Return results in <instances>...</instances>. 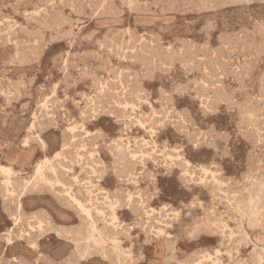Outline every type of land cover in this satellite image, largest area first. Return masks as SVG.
Here are the masks:
<instances>
[{
	"label": "rangeland",
	"instance_id": "obj_1",
	"mask_svg": "<svg viewBox=\"0 0 264 264\" xmlns=\"http://www.w3.org/2000/svg\"><path fill=\"white\" fill-rule=\"evenodd\" d=\"M104 1L0 0V164L20 154L10 176L13 195L0 173V263L264 264V217L249 222L235 208V199L245 200L264 181V0ZM43 159L42 177L35 176L34 165ZM24 183L27 190L19 193ZM67 192L83 204L91 197V219ZM16 200L22 218L17 226ZM90 220L100 234L94 240L87 238ZM11 228L13 243L6 244Z\"/></svg>",
	"mask_w": 264,
	"mask_h": 264
},
{
	"label": "bare ground",
	"instance_id": "obj_2",
	"mask_svg": "<svg viewBox=\"0 0 264 264\" xmlns=\"http://www.w3.org/2000/svg\"><path fill=\"white\" fill-rule=\"evenodd\" d=\"M104 1V0H103ZM106 1V0H105ZM104 1V2H105ZM127 1H129V0H127ZM4 4V3H3ZM45 5V4H44ZM135 5V4H134ZM114 6V5H113ZM140 6V5H139ZM13 7V6H12ZM45 7H47V6H45ZM132 7V6H131ZM138 7V6H137ZM13 9V8H12ZM43 9V8H42ZM77 9V8H76ZM129 9H130V5H129ZM36 10H38V9H36ZM131 10V9H130ZM160 10V9H159ZM91 11V10H90ZM98 11V10H97ZM118 11V10H117ZM120 11H121V9H120ZM38 12V11H37ZM176 12V11H175ZM191 12V11H190ZM118 13H119V11H118ZM82 14V13H81ZM91 14V13H90ZM28 15H31V14H28ZM34 15V14H33ZM97 15V14H96ZM95 15V16H96ZM100 16V15H99ZM98 16V17H99ZM110 16V15H109ZM233 16V15H232ZM31 17V16H30ZM102 17H103V15H102ZM106 17H107V15H106ZM105 18V17H104ZM71 19V18H70ZM77 19V18H76ZM8 20H10L11 22H12V20L11 19H8ZM7 20V21H8ZM27 20H28V18H27ZM68 20V19H67ZM92 20V19H91ZM122 20V19H121ZM264 20V19H263ZM31 21V20H30ZM60 21H62V20H60ZM77 21V20H76ZM117 21V20H116ZM141 21V20H140ZM36 22V21H35ZM34 22V23H35ZM71 22V21H70ZM78 22H79V20H78ZM113 22H115V21H113ZM143 22V21H142ZM168 22V21H167ZM166 22V23H167ZM173 22V21H172ZM211 22V21H210ZM66 23V22H65ZM74 23H75V21H74ZM94 23H95V21H94ZM139 23V22H138ZM209 23V22H208ZM3 24V23H2ZM13 24V23H12ZM118 24V23H117ZM209 24H211V23H209ZM208 24V25H209ZM5 25V24H4ZM4 25H3V27H4ZM7 25V24H6ZM11 25V24H10ZM42 25V24H41ZM40 25V26H41ZM63 25V24H62ZM64 26V25H63ZM205 26V25H204ZM42 27V26H41ZM76 27V26H75ZM208 27H210V26H208ZM241 27V26H240ZM49 28V27H48ZM135 28V27H134ZM11 29H12V27H11ZM54 29H56V28H54ZM136 29V28H135ZM210 29V28H209ZM208 29V30H209ZM20 30V29H19ZM27 30V29H26ZM127 30V29H126ZM131 30V29H130ZM239 30V29H238ZM25 31V30H24ZM29 31V30H28ZM99 31V30H98ZM128 31V30H127ZM32 32L34 33V30H32ZM36 32H38V31H36ZM70 32V31H69ZM106 32V31H105ZM108 32H109V29H108ZM135 32V31H134ZM133 32V33H134ZM259 32V31H258ZM3 33V32H2ZM1 33V34H2ZM30 33V32H29ZM32 33V34H33ZM71 33V32H70ZM124 33H125V31H124ZM128 33V32H127ZM206 33V32H205ZM24 34V33H23ZM37 34V33H36ZM42 34V33H41ZM40 34V35H41ZM74 34V33H73ZM208 34V33H207ZM38 35H39V33H38ZM39 35V36H40ZM158 35V34H157ZM6 36V35H5ZM9 37H10V35H8ZM30 36V35H29ZM42 36V35H41ZM89 36V35H88ZM219 36V35H218ZM54 37V36H53ZM124 37H125V35H124ZM124 37H123V39H124ZM137 37V36H136ZM8 38V37H7ZM56 38V37H55ZM83 38V37H82ZM90 38V37H89ZM106 38V37H105ZM104 38V39H105ZM155 38H157V37H155ZM27 39H29V38H27ZM158 39V38H157ZM179 38H177V40H178ZM4 40H6V39H4ZM45 40V39H44ZM55 40V39H54ZM134 40V39H133ZM221 40V39H220ZM41 41V40H40ZM103 41V40H102ZM110 41V40H109ZM159 41V40H158ZM158 41H157V43H158ZM181 41V40H180ZM4 42H9V40L7 41H4ZM14 42V41H13ZM135 42V41H134ZM176 42H178V41H176ZM205 42L207 43V41L205 40ZM226 42V41H225ZM122 43V42H121ZM129 43V42H128ZM136 43V42H135ZM135 43H133V44H135ZM173 43V42H172ZM252 43V42H251ZM19 44V43H18ZM20 44H22V42L20 43ZM30 44H31V42H30ZM35 44V43H34ZM106 44V43H105ZM104 44V45H105ZM109 44V42H107V46H109L108 45ZM112 44V43H111ZM110 44V45H111ZM114 44V43H113ZM144 44V43H143ZM188 44H190V43H188ZM197 44V43H196ZM145 45V44H144ZM18 46V45H17ZM42 46V45H41ZM141 46V45H140ZM188 46H190V45H188ZM35 47V46H34ZM111 47V46H110ZM114 47V46H113ZM125 47V46H124ZM141 47H145V46H141ZM159 47V46H158ZM191 47V46H190ZM220 47V46H219ZM134 48V47H133ZM139 48V47H138ZM159 48H161V46L159 47ZM158 48V49H159ZM199 48H201V46L199 47ZM209 48V47H208ZM36 49V48H35ZM40 49V48H39ZM38 49V50H39ZM42 49V48H41ZM146 49V48H145ZM156 49H157V47H156ZM163 49V48H162ZM172 49H173V47H172ZM220 49H222V48H220ZM37 50V51H38ZM133 50V49H132ZM155 50V49H154ZM153 50V51H154ZM164 50V49H163ZM186 50V49H185ZM195 50H196V48H195ZM194 50V51H195ZM89 51H91V50H89ZM146 51H148V49L146 50ZM153 51H152V54H153ZM156 51V50H155ZM173 51V50H172ZM175 51V50H174ZM199 51V50H198ZM65 52V51H64ZM68 52V51H67ZM83 52H85V51H83ZM136 52V51H135ZM149 52H150V50H149ZM157 52H158V50H157ZM197 52V51H196ZM200 52V51H199ZM227 52H228V50H227ZM116 53V52H115ZM120 54H121V51L119 52ZM163 53V52H162ZM161 53V51H159V54H162ZM260 53H262V52H260ZM126 54V53H125ZM136 54V53H135ZM135 54H134V56H135ZM151 54V55H152ZM155 54V53H154ZM153 54V55H154ZM186 54V53H185ZM184 54V55H185ZM196 53H194V55H195ZM227 54H229V53H227ZM232 54V53H231ZM242 54V53H241ZM66 55V54H65ZM93 55V54H92ZM156 55V54H155ZM168 55V54H167ZM166 55V56H167ZM174 55V54H173ZM172 55V56H173ZM122 56H123V54L121 55V58H122ZM157 56V55H156ZM160 56V55H159ZM159 56H157V59H158V57ZM164 56H165V54H164ZM171 56V55H170ZM177 55H176V53H175V56L174 57H176ZM189 56H191V54L189 55ZM193 56V55H192ZM196 56V55H195ZM31 57H32V55H31ZM67 57V56H66ZM162 57V56H161ZM168 57V56H167ZM260 57V56H259ZM79 58V57H78ZM143 58H145V57H143ZM166 58V57H165ZM169 58H171V57H169ZM179 58V57H178ZM183 58V57H182ZM193 58V57H192ZM228 58H229V56H228ZM161 59V58H160ZM186 59H188V58H186ZM212 59V58H211ZM242 59V58H241ZM79 60V59H78ZM118 60V59H117ZM130 60V59H129ZM142 60H144V59H142ZM146 60V59H145ZM151 60V59H150ZM164 60V59H163ZM169 60V59H168ZM183 60H185V59H183ZM188 60H192L191 58L190 59H188ZM97 61V60H96ZM131 61V60H130ZM159 61V60H158ZM206 61V60H205ZM204 61V62H205ZM229 61V60H228ZM20 62V61H19ZM18 62V63H19ZM53 62V61H52ZM62 62H64V61H62ZM127 62V61H126ZM143 62V61H142ZM166 63L167 61L166 60H164L163 61V63ZM169 62H171V61H169ZM185 62V61H184ZM208 62V61H207ZM243 62V61H242ZM99 63V62H98ZM120 63H121V61H120ZM178 63H180L179 61H178ZM214 63H216V61L214 62ZM20 64V63H19ZM18 64V65H19ZM144 64V63H143ZM154 64V63H153ZM173 64V63H172ZM195 64V63H194ZM209 64V63H208ZM210 64H212V61H211V63ZM226 64V63H225ZM224 64V65H225ZM10 65V64H9ZM24 65V64H23ZM68 65V64H67ZM145 65H147V64H145ZM168 65V64H167ZM171 65V64H170ZM240 65H243V64H240ZM255 65V64H254ZM63 66V65H62ZM115 66V65H114ZM117 66V65H116ZM142 66V65H141ZM164 66H165V64H164ZM190 65H188L187 67H189ZM195 66V65H194ZM218 66V65H217ZM61 67V66H60ZM150 67V66H149ZM158 67H159V65H158ZM192 67V66H191ZM206 67V66H205ZM209 67V66H208ZM234 67V66H233ZM245 66H243V68H244ZM253 67H255V66H253ZM69 68V67H68ZM83 68V67H82ZM119 68V67H118ZM171 68H172V66H171ZM170 68V69H171ZM197 68H199V66L197 67ZM213 68H214V66H213ZM212 69V68H211ZM249 69V68H248ZM61 70V69H60ZM76 70V69H75ZM86 70V69H85ZM97 70H98V68H97ZM109 70H110V68H109ZM108 70V71H109ZM114 70V69H113ZM144 70H145V68H144ZM148 70V69H147ZM194 70H196V67H195V69ZM234 70H235V68H234ZM234 70H232V71H234ZM250 70V69H249ZM41 71V70H40ZM63 71V70H62ZM116 71H118V70H116ZM125 71V70H124ZM136 71V70H135ZM149 71V70H148ZM152 71V70H151ZM159 71H160V69H159ZM170 71V70H169ZM190 71H191V69H190ZM201 71V70H200ZM213 71V70H212ZM242 71H243V69H242ZM241 71V72H242ZM245 71V70H244ZM113 71H111V73H112ZM115 72V71H114ZM186 72V71H185ZM197 72V71H196ZM223 72H225L224 70H223ZM231 72V71H230ZM246 72V71H245ZM249 72V71H248ZM123 73H125V72H123ZM126 73H128V72H126ZM137 73V72H136ZM166 73V72H165ZM164 73V74H165ZM211 73H213V72H211ZM214 73H215V71H214ZM239 73H240V71H239ZM112 74H114V73H112ZM117 74V73H116ZM144 74V73H143ZM147 74H151V73H147ZM189 74V73H188ZM224 74V73H223ZM231 74V73H230ZM235 74V73H234ZM250 74V73H249ZM64 75V74H63ZM115 75V74H114ZM113 75V76H114ZM118 75V74H117ZM145 75V74H144ZM220 75V74H219ZM51 76V75H50ZM79 76V75H78ZM109 76V75H108ZM236 76V75H235ZM21 77V76H20ZM36 77V76H35ZM45 77V76H44ZM64 77V76H63ZM80 77H82V76H80ZM105 77H107V76H105ZM124 77H125V75H124ZM204 77H205V75H204ZM212 77H213V75H212ZM223 77V76H222ZM228 77V76H227ZM238 77V76H237ZM250 77V76H249ZM22 78V77H21ZM37 78V77H36ZM65 78V77H64ZM94 78H95V76H94ZM113 78V77H112ZM145 78V77H144ZM102 79V78H101ZM108 79V78H107ZM123 80H124V78H122ZM125 79H127L126 77H125ZM203 79V78H202ZM240 79V78H239ZM244 79V78H243ZM21 79H19V81H20ZM66 80V79H65ZM83 80V79H82ZM196 80V79H195ZM210 80H213V79H210ZM209 80V81H210ZM217 80V79H216ZM215 80V81H216ZM238 80V79H237ZM241 80V79H240ZM245 80V79H244ZM263 81H264V79H262ZM46 81V80H45ZM59 81V80H58ZM63 81V80H62ZM107 81V80H106ZM191 81V80H190ZM194 81V80H193ZM208 81V82H209ZM219 81V80H218ZM21 82V81H20ZM123 82V81H122ZM126 82V81H125ZM194 82H196V81H194ZM200 82V81H199ZM201 82H203V81H201ZM206 82V81H205ZM204 82V83H205ZM208 82L206 83V84H208ZM221 82V81H220ZM241 82H242V80H241ZM23 83V82H22ZM65 83V82H64ZM70 82H68V84H69ZM140 83V82H139ZM189 83V82H188ZM191 83H192V81H191ZM211 83V82H210ZM209 83V84H210ZM215 83V82H214ZM259 83H260V81H259ZM43 84V83H42ZM55 84V83H54ZM97 84V83H96ZM107 84H110V82L109 83H107ZM134 84V83H133ZM190 84V83H189ZM198 84V83H197ZM217 84V83H216ZM221 84V83H220ZM10 85V84H9ZM57 84H55V86H56ZM65 85H66V83H65ZM100 85V84H99ZM110 85H112V84H110ZM115 85V84H114ZM119 85H122V84H120L119 83ZM188 85V84H187ZM199 85V84H198ZM223 85V84H222ZM239 85H243V84H239ZM24 86V85H23ZM54 85H53V87H55ZM71 86V85H70ZM101 86H102V84H101ZM103 86H104V84H103ZM107 86V85H106ZM134 86V85H133ZM132 86V87H133ZM196 86V85H195ZM201 86V85H200ZM199 86V87H200ZM203 86H205V85H203ZM207 86H209V85H207ZM213 86V85H212ZM214 86H216V85H214ZM223 86H225V85H223ZM262 86H263V84H262ZM116 87V86H115ZM121 87V86H120ZM127 87V85H125V88ZM130 87V86H129ZM135 87V86H134ZM133 87V88H134ZM181 87V86H180ZM184 87V86H183ZM218 87V86H217ZM220 87H222L221 85H220ZM244 87H245V85H244ZM264 87V86H263ZM262 87V88H263ZM33 88V87H32ZM52 88V87H51ZM112 88V87H111ZM122 88V87H121ZM128 88V87H127ZM142 88V87H141ZM196 88H198L197 86H196ZM211 88V87H210ZM214 88H216V87H214ZM219 88V87H218ZM248 89H249V87H247ZM4 89V88H3ZM14 89V88H13ZM38 89V88H37ZM49 89V88H48ZM120 89V88H119ZM123 89H124V87H123ZM132 89V88H131ZM177 90H178V88H176ZM204 89V88H203ZM213 89V88H212ZM221 89V88H220ZM219 89V90H220ZM237 89H239L238 87H237ZM241 89V88H240ZM252 89V88H251ZM264 89V88H263ZM263 89H261V91L263 90ZM51 90V89H50ZM55 90V89H54ZM53 90V91H54ZM102 90V89H101ZM104 90V89H103ZM110 90V89H109ZM205 90H206V88H205ZM209 89H207L206 91H208ZM246 90V89H245ZM115 91V90H114ZM124 91V90H123ZM203 91V90H202ZM212 91V90H211ZM217 91V90H216ZM216 91H214L215 93H216ZM239 91V90H238ZM241 91H242V89H241ZM4 92V91H3ZM8 92V91H7ZM15 92V91H14ZM17 92V91H16ZM40 92H41V90H40ZM52 92V91H51ZM82 92H84V91H82ZM94 92V91H93ZM97 92V91H96ZM102 92V91H101ZM104 92V91H103ZM159 92V91H158ZM205 92V91H204ZM223 92V91H222ZM240 92V91H239ZM262 92H264V91H262ZM18 93V92H17ZM29 93V92H28ZM44 93V92H43ZM98 93H99V90H98ZM113 93V92H112ZM112 93H111V95H112ZM139 93V92H138ZM148 93V92H147ZM195 93H197L198 94V91L197 92H195ZM207 93H210V91L209 92H207ZM219 93H220V91H219ZM231 93V92H230ZM230 93H229V95H230ZM259 93H261V92H258V95L259 96H261L262 95V93L261 94H259ZM3 95H4V93H2ZM50 94H52V93H50ZM93 94V93H92ZM101 94V93H100ZM100 94H98V96H100ZM126 94V93H125ZM129 94H130V92H129ZM168 94V93H167ZM206 94V93H205ZM221 94L222 93H220V96H221ZM264 94V93H263ZM8 95V94H7ZM29 95V94H28ZM54 95V94H53ZM65 95V94H64ZM86 95V94H85ZM127 95V94H126ZM142 95V94H141ZM159 95L161 96V94L159 93ZM201 95H202V92H201ZM225 95H226V93H225ZM52 96V95H51ZM55 96V95H54ZM113 96V95H112ZM123 96V95H122ZM163 96V95H162ZM203 96V95H202ZM210 96V95H209ZM213 96H215V95H213ZM232 96V95H231ZM6 97V96H5ZM84 97V96H83ZM117 97H118V95H117ZM120 98H121V96H119ZM124 97V96H123ZM128 97V96H127ZM140 97V96H139ZM218 97V96H217ZM217 97H216V99H217ZM225 97V96H224ZM223 97V98H224ZM248 98L250 97V96H247ZM41 98V97H40ZM39 98V99H40ZM45 98V97H44ZM46 98H48V97H46ZM66 98V97H65ZM69 98V97H68ZM87 98H89V97H87ZM171 98V97H170ZM209 98V97H208ZM227 99H228V97H226ZM226 98H224L225 99V102H226ZM232 98H233V96H232ZM260 98V97H259ZM263 98V97H262ZM20 99V98H19ZM32 99V98H31ZM43 99V98H42ZM49 99H50V97H49ZM52 99V98H51ZM97 99V98H96ZM118 99V98H117ZM128 99H129V97H128ZM210 99V98H209ZM223 99V100H224ZM7 100V99H6ZM44 100V99H43ZM70 100H72V99H70ZM69 100V101H70ZM99 100V99H98ZM130 100H131V98H130ZM132 100H134L133 101V103L136 101L134 98L132 99ZM195 100V99H194ZM219 100V99H218ZM246 100H248L249 102L251 101L250 99H246ZM8 101V100H7ZM13 101V100H12ZM11 101V102H12ZM31 101V100H30ZM40 101V100H39ZM42 101V100H41ZM46 101V100H45ZM94 101V100H93ZM110 100H108V102H109ZM114 101V100H113ZM117 101V100H116ZM213 101V100H212ZM220 101H222V100H220ZM219 101V102H220ZM231 101V100H230ZM247 101V102H248ZM264 101V100H263ZM61 102V101H60ZM73 102H74V100H73ZM76 102V101H75ZM89 102V101H88ZM107 102V103H108ZM115 102V101H114ZM127 102V101H126ZM205 102H206V100H205ZM213 102H215V101H213ZM219 102H215L216 104L218 103V105H219ZM236 102V101H235ZM255 102V101H254ZM261 102V101H260ZM24 103V102H23ZM26 103H28L27 101H26ZM46 103V102H45ZM90 103H92V102H90ZM100 102H98V104H99ZM116 103V102H115ZM124 103H125V101H124ZM143 103H145V102H143ZM171 103V102H170ZM238 103V102H237ZM258 103V102H257ZM42 104V103H41ZM44 104V103H43ZM64 104H65V102H64ZM64 104H62V105H64ZM74 104V103H73ZM76 104V103H75ZM105 104V103H104ZM210 104H212V103H210ZM229 104V103H228ZM247 104V103H246ZM253 104H255V103H253ZM28 105V104H27ZM26 105V106H27ZM40 105V104H39ZM51 105V104H50ZM61 105V106H62ZM111 105V104H110ZM115 105V104H114ZM132 105V104H131ZM147 105V104H146ZM213 105H214V103H213ZM218 105H217V107H218ZM230 105V104H229ZM236 106H238L237 104H235ZM242 105V104H241ZM241 105H239V106H241ZM250 105V104H249ZM88 106H90V105H88ZM99 106V105H98ZM118 106V105H117ZM200 106V105H199ZM209 107H210V105H208ZM228 106V105H227ZM248 106V105H247ZM246 106V107H247ZM256 106V105H255ZM24 107V106H23ZM34 107V106H33ZM45 107H47L46 106V104H45ZM48 107H49V105H48ZM87 107V106H86ZM91 107V106H90ZM100 107V106H99ZM232 107H233V103H232ZM250 107H251V105H250ZM159 108V107H158ZM169 108V107H168ZM203 108V107H202ZM211 108V107H210ZM214 108H216L215 106H214ZM213 108V109H214ZM242 108V107H241ZM240 108V109H241ZM25 109V108H24ZM37 109H39V108H37ZM46 109V108H45ZM63 109V108H62ZM83 109H85V108H83ZM87 109V108H86ZM183 109V108H182ZM239 109V110H240ZM247 109V108H246ZM251 109H253V107L251 108ZM260 109H262V108H260ZM263 109H264V107H263ZM40 110V109H39ZM39 110H37V111H39ZM51 110V109H50ZM92 110V109H91ZM97 110V109H96ZM132 110V109H131ZM209 110V109H208ZM258 110V109H257ZM32 111H34V110H32ZM43 111V110H42ZM42 111H41V113H42ZM124 111H126V110H124ZM36 112V111H35ZM94 112V111H93ZM97 112V111H96ZM130 112V111H129ZM128 112V113H129ZM131 112H133V111H131ZM168 112V111H167ZM241 112V111H240ZM257 112H261V111H257ZM122 113V112H121ZM127 113V112H126ZM161 113V112H160ZM249 113H250V111H249ZM255 113H256V111H255ZM23 114V113H22ZM181 114V113H180ZM47 115V114H46ZM50 115H51V113H50ZM80 115H81V113H80ZM128 115V114H127ZM131 115H132V113H131ZM182 115V114H181ZM251 115H254V114H251ZM38 116V115H37ZM82 116V115H81ZM107 116V115H106ZM110 116V115H109ZM120 116V115H119ZM133 116H135V114L133 115ZM140 116V115H139ZM176 116V115H175ZM204 116V115H203ZM255 116V115H254ZM254 116H252V118L254 117ZM257 116V115H256ZM32 117H33V115H32ZM53 117H54V115H53ZM78 117H80V116H78ZM93 117V116H92ZM177 117V116H176ZM249 117V116H248ZM247 117V118H248ZM37 118V117H36ZM81 119H83V116L82 117H80ZM179 118V117H178ZM184 118H186V117H184ZM239 118V117H238ZM33 119V118H32ZM129 119V118H128ZM133 119H135V118H133ZM150 119V118H149ZM240 119V118H239ZM254 119V118H253ZM35 120H37V119H35ZM179 120V119H178ZM248 120V119H247ZM247 120L245 121V122H247ZM250 120H252V119H250ZM33 121V120H32ZM54 121V120H53ZM63 121V120H62ZM128 121H130V120H128ZM138 121V120H137ZM150 121V120H149ZM183 121V120H182ZM240 121V120H239ZM241 121H242V119H241ZM240 121V122H241ZM254 121V120H253ZM256 121V120H255ZM254 121V122H255ZM91 122V121H90ZM115 122V121H114ZM139 122V121H138ZM238 122V121H237ZM243 122V121H242ZM257 122H259V121H257ZM257 122H255V125H256V123ZM63 123V122H62ZM141 123V122H140ZM196 123V122H195ZM250 122H248L247 124H249ZM252 123V122H251ZM259 123H261V122H259ZM258 123V124H259ZM263 123H264V121H263ZM30 124V123H29ZM32 124V123H31ZM48 124V123H47ZM56 124V123H55ZM68 124V123H67ZM117 124V123H116ZM158 124V123H157ZM183 124V123H182ZM237 124V123H236ZM244 125H245V123H243ZM34 125V124H33ZM33 125H31V127L33 126ZM46 125V124H45ZM251 125H253V124H251ZM72 126V125H71ZM133 126V125H132ZM137 126H139L138 124H137ZM147 126V125H146ZM237 126V125H236ZM68 127V126H67ZM80 127V126H79ZM99 127V126H98ZM245 127V126H244ZM123 128V127H122ZM238 128V127H237ZM259 128V127H258ZM263 128V127H262ZM33 129V128H32ZM174 129V128H173ZM199 129V128H198ZM197 129V130H198ZM248 129V128H247ZM81 130V129H80ZM179 130V129H178ZM177 130V131H178ZM182 130V129H181ZM31 131V130H30ZM71 131V130H70ZM74 131V130H73ZM246 131V130H245ZM255 132H256V130H254ZM253 131V133H255ZM84 132H86V130L84 131ZM197 132V131H196ZM209 132V131H208ZM207 131H206V134L208 133ZM249 132V131H248ZM252 132V131H251ZM251 132H250V134H251ZM87 133V132H86ZM202 133H203V131H202ZM244 133H247V132H244ZM71 134V133H70ZM165 134V133H164ZM194 134V133H193ZM196 134H198V133H196ZM209 134H211V132L209 133ZM208 134V135H209ZM213 134V133H212ZM222 134V133H221ZM220 134V135H221ZM249 134V133H248ZM262 134V133H261ZM82 135V134H81ZM188 135V134H187ZM199 135V134H198ZM220 135L218 136V137H220ZM243 135V134H242ZM252 135V134H251ZM189 136V135H188ZM197 136V135H196ZM196 136L194 135V138H193V140L196 138ZM200 136V135H199ZM210 136V135H209ZM246 136V135H245ZM249 136V135H248ZM254 136V135H253ZM198 137V136H197ZM205 138L204 137V135L203 136H201V138ZM244 137V136H243ZM115 138V137H114ZM260 138V137H259ZM40 139V138H39ZM117 139V138H116ZM142 139V138H141ZM146 139V138H145ZM197 139H199V138H197ZM221 139V138H220ZM246 139V138H245ZM258 139V138H257ZM73 140V139H72ZM95 140V139H94ZM97 140V139H96ZM136 140H138V139H136ZM144 140V139H143ZM259 140V139H258ZM40 141V140H39ZM70 141V140H69ZM140 141V140H139ZM138 141V142H139ZM147 141V140H146ZM166 141V140H165ZM196 141V140H195ZM198 141V140H197ZM212 141H213V139H212ZM224 141V140H223ZM252 141V140H251ZM250 141V142H251ZM257 141V140H256ZM26 141H24V143H25ZM41 142V141H40ZM72 142V141H71ZM168 142V141H167ZM193 143H194V141H192ZM211 142V141H210ZM70 143V142H69ZM120 143H121V141H120ZM130 143V142H129ZM135 143V142H134ZM141 143V142H140ZM155 143V142H154ZM123 144V143H122ZM164 145H165V143H163ZM162 144V145H163ZM195 144V143H194ZM210 144V143H209ZM252 144V143H251ZM69 145V144H68ZM67 145V146H68ZM115 145V144H114ZM119 145V144H118ZM136 145V144H135ZM143 145V144H142ZM141 145V146H142ZM157 145V144H156ZM177 145V144H176ZM208 145V144H207ZM216 145V144H215ZM65 146V145H64ZM111 146V145H110ZM122 146H124V144L122 145ZM121 146V147H122ZM133 146V145H132ZM195 146V145H194ZM206 147V146H205ZM80 148V147H79ZM91 148V147H90ZM111 148V147H110ZM122 148H124V147H122ZM179 148V147H178ZM215 148V147H214ZM124 149H126V148H124ZM142 149H144V148H142ZM146 149V148H145ZM144 149V150H145ZM151 149V148H150ZM160 149V148H159ZM163 149V148H162ZM174 149H176V147L174 148ZM173 149V150H174ZM181 149H182V147H181ZM62 150V149H61ZM91 150V149H90ZM106 150V149H105ZM109 150V149H108ZM129 150V149H128ZM152 150H153V148H152ZM169 150V149H168ZM110 151V150H109ZM112 151V150H111ZM122 151V150H121ZM127 150H125L124 151V153L126 152ZM130 151H134V150H130ZM248 151V150H247ZM252 151V150H251ZM129 152V151H128ZM138 152V151H137ZM149 152V151H148ZM166 152V151H165ZM171 152H173V151H171ZM175 152V151H174ZM176 152H178V151H176ZM175 152V153H176ZM57 153H59V151L57 152ZM56 153V154H57ZM68 153V152H67ZM70 153V152H69ZM116 153V151L114 152V154ZM121 153V152H120ZM123 153V154H124ZM255 153V152H254ZM84 154V153H83ZM128 154V153H127ZM126 154V155H127ZM138 154V153H137ZM144 154V153H143ZM154 154H156V153H154ZM157 154H158V152H157ZM167 154V153H166ZM173 154V153H172ZM182 154V153H181ZM226 154V153H225ZM68 155V154H67ZM71 155V154H70ZM112 155V154H111ZM131 155H132V153H131ZM130 155V156H131ZM161 155V157H162V154H160ZM180 155V154H179ZM20 156V154H16V156H13V157H11V158H9L8 159V161H7V163L6 164H0V173H3V174H5V175H7V178H6V181L4 182V188H5V190H6V192H8L10 195H13V193H14V186L12 185L13 183H12V181H11V175L15 172V169H14V163L17 161V159H18V157ZM69 156V155H68ZM71 156H73V155H71ZM80 156V155H79ZM124 156V155H123ZM123 156H121L122 158H123ZM133 156V155H132ZM131 156V157H132ZM151 156V155H150ZM149 156V157H150ZM153 156V155H152ZM168 156V155H167ZM169 156H170V154H169ZM172 156V155H171ZM174 156V155H173ZM177 156V155H176ZM176 156H174V157H176ZM59 157V156H58ZM96 157H98V156H96ZM137 157V156H136ZM146 157H147V155H146ZM224 157H226V156H224ZM69 158H72V157H69ZM121 158V159H122ZM126 158V157H125ZM178 158V157H177ZM248 158V157H247ZM25 159V158H24ZM45 159V158H44ZM39 160V161H37L36 163H35V165H34V175L35 176H38V177H42V174H43V171H42V168H43V166H44V164L47 162V160ZM102 159V158H101ZM120 159V160H121ZM138 159V158H137ZM153 159V158H152ZM165 159V158H164ZM173 158H171L170 160H172ZM176 159V158H175ZM81 160V159H80ZM89 160V159H88ZM97 159H95V161H96ZM114 160V159H113ZM120 160H118V161H120ZM130 160V159H129ZM128 160V161H129ZM133 160V159H132ZM140 159H138V161H139ZM169 160V159H168ZM176 160H178V159H176ZM121 161H123V159L121 160ZM121 161H120V163H121ZM134 161V160H133ZM137 161V162H138ZM143 161V160H142ZM179 161V160H178ZM92 162V161H91ZM135 162V161H134ZM133 162V163H134ZM136 162V163H137ZM153 162H155V161H153ZM166 162V161H165ZM173 162V161H172ZM175 162V161H174ZM181 162V161H180ZM183 162V161H182ZM246 162V161H245ZM73 163V162H72ZM112 163V162H111ZM119 163V162H118ZM118 163H116V164H118ZM128 164H129V162H127ZM131 163V162H130ZM171 163V162H170ZM179 163V162H178ZM184 163V162H183ZM187 161H186V165H187ZM210 163V162H209ZM123 164V163H122ZM135 164V163H134ZM161 164H162V162H161ZM211 164V163H210ZM97 165H99V164H96V166ZM178 165V164H177ZM186 165H184V166H186ZM191 165V164H190ZM50 166H52L51 164H50ZM93 166H95V165H93ZM113 166V165H112ZM172 166V165H171ZM175 166V165H174ZM100 167V166H99ZM98 167V168H99ZM134 167H135V165H134ZM133 167V165H132V169L134 168ZM162 167H163V165H162ZM182 167V166H181ZM207 167V166H206ZM92 168V167H91ZM102 168V167H101ZM129 168H131V166H129ZM164 168V167H163ZM166 168V167H165ZM179 168V167H178ZM183 168V170H184V168L185 167H182ZM189 168V167H188ZM194 168V167H193ZM192 168V169H193ZM208 168V167H207ZM66 169V168H65ZM125 169V168H124ZM131 169V170H132ZM167 169V168H166ZM191 168H189V170H190ZM208 169H210V168H208ZM96 170V169H95ZM99 170H101V169H99ZM111 170V169H110ZM117 170H119V167L117 168ZM130 170V169H129ZM135 170V168L133 169V171ZM182 170V171H183ZM196 170V169H195ZM211 170V169H210ZM113 171V170H112ZM123 171H125V170H123ZM122 170H121V173L123 172ZM127 171V170H126ZM165 171V170H164ZM181 171V172H182ZM192 171V170H191ZM205 171V170H204ZM92 172H93V170H92ZM131 171H129V173H130ZM192 172H194V171H192ZM197 172V171H196ZM196 172H195V174H196ZM203 172V171H202ZM207 173H209L208 171H206ZM212 172V171H211ZM246 172V171H245ZM77 173V172H76ZM121 173H119V175L121 174ZM126 173V175H127V173L128 172H125ZM150 173H151V171H150ZM184 173V172H183ZM190 173V172H189ZM215 173V172H214ZM241 173V172H240ZM85 174V173H84ZM88 174V173H87ZM91 174V173H90ZM115 174V173H114ZM194 174V175H195ZM211 174V173H210ZM65 175V174H64ZM95 175V174H94ZM93 175V176H94ZM101 175V174H100ZM121 175H123V173L121 174ZM125 175V174H124ZM149 175V174H148ZM151 175V174H150ZM149 175V176H150ZM184 175V174H183ZM186 175V174H185ZM184 175V176H185ZM202 175H204V174H202ZM206 175V174H205ZM204 175V176H205ZM209 175V174H208ZM218 175V174H217ZM217 175L215 176V177H217ZM242 175V174H241ZM91 176V175H90ZM98 176V175H97ZM115 176V175H114ZM178 176V175H177ZM184 176H182V178L184 177ZM187 176V175H186ZM189 176V175H188ZM199 176V175H198ZM213 176V175H212ZM116 177V176H115ZM146 177V176H145ZM180 177H181V175H180ZM200 178H201V175L199 176ZM214 177V178H215ZM219 177V176H218ZM256 177V176H255ZM124 178V177H123ZM179 178V177H178ZM187 178V177H186ZM195 178V177H194ZM193 178V179H194ZM197 178V177H196ZM209 178V177H208ZM211 178V177H210ZM69 179V178H68ZM127 179H129V178H127ZM155 179V178H154ZM180 179V178H179ZM202 179V178H201ZM206 179V178H205ZM118 181H119V179H117ZM130 180V179H129ZM181 180V179H180ZM184 180H185V177H184ZM209 180V179H208ZM219 180V179H218ZM1 181V180H0ZM66 181H67V178H66ZM84 181V180H83ZM88 181V180H87ZM182 181V180H181ZM200 181V180H199ZM202 181V180H201ZM213 181V180H212ZM233 181V180H232ZM253 181V180H252ZM258 181V180H257ZM30 182V181H29ZM73 182V181H72ZM76 182V181H75ZM206 182V181H205ZM210 182V181H209ZM60 183V182H59ZM68 183H70V182H68ZM200 183V182H199ZM211 183H213V182H211ZM219 183V182H218ZM234 183H235V181H234ZM253 183V182H252ZM123 184V183H122ZM197 184V183H196ZM196 184H194V185H196ZM206 184H207V182H206ZM205 184V185H206ZM208 184H210V183H208ZM207 184V185H208ZM228 184H229V182H228ZM237 184V183H236ZM254 184H255V181H254ZM74 185V184H73ZM198 185V184H197ZM203 185V184H202ZM218 185V184H217ZM234 185V184H233ZM2 186V185H1ZM223 186V185H222ZM236 186H239V185H236ZM235 186V187H236ZM252 186V185H251ZM66 187V186H65ZM67 187H68V185H67ZM70 187H72V186H70ZM203 187H206V186H203ZM215 187V186H214ZM19 188V187H18ZM73 188V187H72ZM78 188V187H77ZM135 188V187H134ZM218 188V187H217ZM216 188V189H217ZM71 189V188H70ZM116 189V188H115ZM114 189V190H115ZM188 190H190L189 188H187ZM211 189V188H210ZM219 189V188H218ZM250 189H251V187H250ZM3 190V189H2ZM1 190V191H2ZM26 191L27 190V183H24V185H23V187H22V189L20 190V192L19 193H22L23 191ZM66 190V189H65ZM84 190V189H83ZM86 190V189H85ZM88 190H89V188H88ZM154 190V189H153ZM207 190V189H206ZM252 190V189H251ZM67 191V190H66ZM76 191V190H75ZM78 191H80V189L78 190ZM101 191V190H100ZM113 191V190H112ZM215 191H217V190H214V192ZM221 191V190H220ZM81 192V191H80ZM79 192V193H80ZM98 192V191H97ZM121 192V191H120ZM207 192V191H206ZM217 193V192H216ZM222 193V192H221ZM74 194V193H73ZM106 194H108V193H106ZM105 194V195H106ZM213 194V193H212ZM223 194V193H222ZM91 195V194H90ZM129 195H131V194H129ZM211 195V194H210ZM216 195V194H215ZM214 195V196H215ZM1 196V195H0ZM67 196L70 198V199H72L76 204H77V206L79 207V209H80V211L86 216V218H89V219H91V211L93 210L92 209V203H91V197L89 198V201H88V203L87 204H83L82 202H80L78 199H76V197L74 196V195H72V194H70L69 192H67ZM82 196V195H81ZM145 196V195H144ZM148 196V195H147ZM156 196V195H155ZM154 196V197H155ZM212 196V195H211ZM213 196V197H214ZM224 196V195H223ZM222 196V197H223ZM2 197V196H1ZM89 197V196H88ZM97 197V196H96ZM95 197V198H96ZM128 197V196H127ZM132 196H130V198H131ZM140 197V196H139ZM149 197V196H148ZM194 197V196H193ZM216 197V196H215ZM226 197V196H225ZM3 198V197H2ZM86 198V197H85ZM113 198V197H112ZM111 198V199H112ZM136 198V197H135ZM150 198V197H149ZM211 198V197H210ZM4 199V198H3ZM110 199V200H111ZM128 199H129V197H128ZM127 199V200H128ZM138 199V198H137ZM145 199V198H144ZM194 198H192V200H193ZM94 200H96V199H94ZM118 200V199H117ZM141 200V199H140ZM143 200V199H142ZM224 200V199H223ZM87 201V200H86ZM129 201H130V199H129ZM128 201V202H129ZM226 201V200H225ZM95 202V201H94ZM99 202V201H98ZM102 202V201H101ZM3 203H4V201H3ZM113 203V202H112ZM115 203V202H114ZM131 203V202H130ZM229 203V202H228ZM139 204V203H138ZM137 204V205H138ZM201 204V203H200ZM212 204V203H211ZM95 205V204H94ZM133 205H135V204H133ZM163 205V204H162ZM2 206H3V204H2ZM131 206V205H130ZM143 206V205H142ZM166 206V205H165ZM15 210H14V214L12 215V219H13V222H14V225H16L17 226V224L20 222V220L22 219L21 218V205H20V202L18 201V200H16V202H15ZM103 207V206H102ZM126 207V206H125ZM133 207H135V206H133ZM133 207H131V208H133ZM140 206H138V208H139ZM161 207V206H160ZM164 207V206H163ZM202 207V206H201ZM136 209H137V207H135ZM144 208V207H143ZM147 208H150V207H147ZM194 208L195 207H193L192 209L194 210ZM235 208L237 209V210H239V211H241L242 212V214H243V216H246L247 218H248V221L249 222H257V221H259V220H262V218L264 217V181L263 182H260V183H258V187L254 190V192L253 193H250V194H248V196H247V198L245 199V200H242V199H235ZM1 209H3V208H1ZM5 209V208H4ZM120 209V208H119ZM130 209V208H129ZM146 209V208H145ZM161 209V208H160ZM159 209V210H160ZM94 210L97 212V213H100L101 212V210L99 209V207H95L94 208ZM140 210V209H139ZM148 210V209H147ZM150 210V209H149ZM163 210H165L164 208H163ZM189 210H190V208H189ZM131 211H132V209H131ZM145 211V210H144ZM143 211V212H144ZM160 211H162V210H160ZM138 212V211H137ZM170 212V211H169ZM174 212V211H173ZM202 212H204V211H202ZM211 212V211H210ZM134 213V212H133ZM155 213V212H154ZM167 213V212H166ZM172 213V212H171ZM160 214V213H159ZM31 215V214H30ZM34 215V214H33ZM136 215V214H135ZM141 215V214H140ZM144 215V214H143ZM163 215V214H162ZM10 216V215H9ZM153 216V214L151 215V217ZM160 216V215H159ZM32 217V216H31ZM34 217V216H33ZM139 217V216H138ZM150 218V217H149ZM149 218H147V219H149ZM164 218V217H163ZM162 218V219H163ZM172 218V217H171ZM171 218L169 219H167V221L168 220H171ZM204 218V217H203ZM30 219H32V218H29L28 220H30ZM151 219V218H150ZM152 219H154V218H152ZM157 219H159V218H157ZM156 220V219H155ZM165 220V219H164ZM204 221H205V219H203ZM216 221L218 220V219H215ZM111 221H112V219H111ZM143 221V220H142ZM142 221H141V223H142ZM157 221V220H156ZM149 222H151V221H149ZM154 222V221H153ZM162 222H164L163 220H162ZM166 222V221H165ZM27 223V222H26ZM44 223V221L40 218V217H37L36 218V224L38 225V226H36V227H40V228H42V224ZM140 223V222H139ZM158 223V222H157ZM156 223V224H157ZM25 224V223H24ZM89 224V227H88V230H87V233H88V235H87V238L88 239H90V240H94L95 239V233H97V235H100L98 232H96L97 231V228H96V226H95V224H94V222H93V220H90V223H88ZM150 224H152V226H153V223H150ZM155 224V223H154ZM160 224V223H159ZM159 224H158V226H159ZM163 224V223H162ZM235 224V223H234ZM13 225V226H14ZM125 225V224H124ZM139 225V224H138ZM147 225V224H146ZM145 225V226H146ZM149 225V224H148ZM163 225H165V224H163ZM30 226V225H29ZM141 226V225H140ZM46 227V226H45ZM146 227H148V226H146ZM232 227V226H231ZM22 228V227H21ZM144 228V227H143ZM159 228V227H158ZM215 228V227H214ZM218 228V227H217ZM16 229V228H15ZM27 229V228H26ZM33 229V228H32ZM140 229V228H139ZM145 229V228H144ZM155 229V228H154ZM209 229V231H210V228H208ZM207 229V230H208ZM225 229V228H224ZM227 229V228H226ZM231 229V228H230ZM19 230V229H18ZM28 230V229H27ZM38 230V229H37ZM67 229H65V231H66ZM71 230V229H70ZM141 230V229H140ZM143 230V229H142ZM240 230H241V228H240ZM15 231V230H14ZM155 231H158V230H155ZM162 231H163V228H162ZM236 231H238V229H236ZM11 232H12V228L11 229H9L8 231H6V236L4 237L5 238V242H6V244H11V243H13L12 242V237H11ZM19 232H20V230H19ZM67 232H68V230H67ZM78 232V231H77ZM77 232L75 233V234H77ZM208 232V231H207ZM212 232V231H211ZM224 232V231H223ZM147 233H148V231H147ZM150 233V232H149ZM210 233V232H209ZM15 234V233H14ZM26 234V233H25ZM74 234V235H75ZM153 234V233H152ZM151 234V235H152ZM163 234H164V232H163ZM221 234H223V233H221ZM245 234V233H244ZM154 235V234H153ZM169 235V234H168ZM224 235V234H223ZM13 236V235H12ZM124 236H125V233H124ZM127 236V235H126ZM167 236V235H166ZM234 236V235H233ZM25 237V236H24ZM33 237V236H32ZM31 237V238H32ZM226 238H227V236H225ZM76 238V237H75ZM222 238V237H221ZM230 238H231V236H230ZM229 238V239H230ZM235 238V237H234ZM237 238L239 239H242L241 238V235H240V237H238L237 236ZM15 239V238H14ZM239 239V240H240ZM26 240V239H25ZM78 240V239H77ZM222 240V239H221ZM233 240V239H232ZM231 240V241H232ZM34 241V240H33ZM223 242H225L224 240H222ZM222 241L220 242V243H222ZM227 241V240H226ZM230 241V240H229ZM234 241V240H233ZM232 241V242H233ZM235 241H237L236 239H235ZM245 241V240H244ZM31 242V241H30ZM88 242V241H87ZM231 242V243H232ZM75 243H77V242H75ZM223 244V243H222ZM172 245V244H171ZM170 245V246H171ZM227 245V244H226ZM226 245H225V247H226ZM35 246V245H34ZM220 246V245H219ZM229 246V245H228ZM233 246V245H232ZM245 246V245H244ZM223 247V246H222ZM258 247V246H257ZM112 248V247H111ZM113 249V248H112ZM117 249V248H116ZM220 249V248H219ZM218 249V250H219ZM262 249V248H261ZM263 250V249H262ZM261 250V251H262ZM197 251V250H196ZM200 252V250L198 251V253ZM217 252V251H216ZM263 252V251H262ZM197 254V253H196ZM218 254V253H217ZM191 255V254H190ZM198 255V254H197ZM219 255V254H218ZM195 254H194V258H195ZM202 256V255H201ZM190 257H192V256H190ZM209 257V256H208ZM208 257H207V259H208ZM213 257V256H212ZM68 258V257H67ZM198 258H199V256H198ZM20 259V258H19ZM117 259H118V257H117ZM191 259V258H190ZM200 259V258H199ZM205 259V258H204ZM203 259V260H204ZM5 260V259H4ZM9 260V259H8ZM15 260V259H14ZM13 260V261H14ZM36 260V259H35ZM69 260V259H68ZM192 260H193V258H192ZM197 260V259H196ZM202 260V261H203ZM5 261H7V260H5ZM25 261V260H24ZM73 261H75V260H73ZM72 261V262H73ZM211 261V260H210ZM10 262H12V261H10ZM15 262V261H14ZM27 262V261H26ZM37 262V261H36ZM200 262H201V260L199 261V260H197V261H195V263H193V264H200ZM205 262V261H204ZM203 262V263H204ZM16 263H18L17 262V260H16ZM22 263V262H21ZM25 263V262H24ZM28 263V262H27ZM26 263V264H27ZM58 263V262H57ZM178 263V262H177ZM211 263V262H210ZM1 264V263H0ZM3 264V263H2ZM7 264V263H6ZM29 264H31V262L29 263ZM179 264V263H178ZM182 264V263H181Z\"/></svg>",
	"mask_w": 264,
	"mask_h": 264
}]
</instances>
